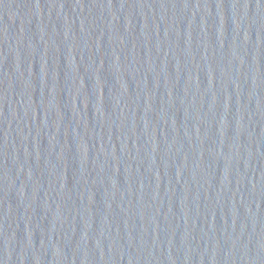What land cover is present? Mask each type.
<instances>
[{
  "label": "water",
  "instance_id": "95a60500",
  "mask_svg": "<svg viewBox=\"0 0 264 264\" xmlns=\"http://www.w3.org/2000/svg\"><path fill=\"white\" fill-rule=\"evenodd\" d=\"M0 264H264V0H0Z\"/></svg>",
  "mask_w": 264,
  "mask_h": 264
}]
</instances>
